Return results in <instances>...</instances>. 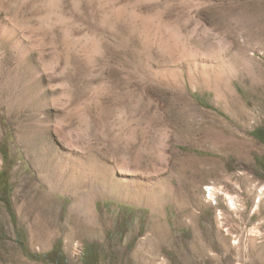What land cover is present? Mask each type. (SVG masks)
Returning a JSON list of instances; mask_svg holds the SVG:
<instances>
[{
  "label": "rangeland",
  "instance_id": "obj_1",
  "mask_svg": "<svg viewBox=\"0 0 264 264\" xmlns=\"http://www.w3.org/2000/svg\"><path fill=\"white\" fill-rule=\"evenodd\" d=\"M258 131L264 0H0V264H264Z\"/></svg>",
  "mask_w": 264,
  "mask_h": 264
},
{
  "label": "bare ground",
  "instance_id": "obj_2",
  "mask_svg": "<svg viewBox=\"0 0 264 264\" xmlns=\"http://www.w3.org/2000/svg\"><path fill=\"white\" fill-rule=\"evenodd\" d=\"M222 172L223 171H221V172L218 171V169H211L209 172H207V175H210V176L215 175V176H220V177L228 175V174L223 175ZM238 180L242 181L243 187L241 189H243L246 194L257 191V195H256L255 201H254V206H255V209H257V208L259 209L261 207L262 203H264V187L258 188L257 186L252 184V182L250 180L246 179V177H243V176H239ZM207 190H208V199L209 200H215V194L217 192L221 191V189H219V188L216 189L213 186L208 187ZM227 200H228L227 202H228V205H229L231 210H235V209L240 210V205L238 204V201L234 197L227 195ZM259 211L261 212L260 209H259ZM217 215H218V219L222 220L223 213L221 210H218Z\"/></svg>",
  "mask_w": 264,
  "mask_h": 264
},
{
  "label": "trees",
  "instance_id": "obj_3",
  "mask_svg": "<svg viewBox=\"0 0 264 264\" xmlns=\"http://www.w3.org/2000/svg\"><path fill=\"white\" fill-rule=\"evenodd\" d=\"M259 140L264 141V134L262 132L258 131L255 135ZM6 205L8 206L9 210L11 209V204L8 200H3Z\"/></svg>",
  "mask_w": 264,
  "mask_h": 264
}]
</instances>
